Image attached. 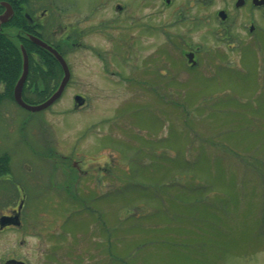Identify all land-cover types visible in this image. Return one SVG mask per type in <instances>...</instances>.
Listing matches in <instances>:
<instances>
[{"label": "rangeland", "instance_id": "374dc122", "mask_svg": "<svg viewBox=\"0 0 264 264\" xmlns=\"http://www.w3.org/2000/svg\"><path fill=\"white\" fill-rule=\"evenodd\" d=\"M62 1L79 10L64 21L85 29V47L67 52L70 88L46 111L0 104V155L15 154L10 174L25 187L16 255L28 264L52 251L48 264H264V34L250 47L229 43L214 15L226 0L205 9L127 0L134 16L110 34L91 30L110 18L100 13L108 0L88 19L95 0ZM137 21L157 22L160 34L116 44L139 34ZM194 50L193 71L184 66Z\"/></svg>", "mask_w": 264, "mask_h": 264}, {"label": "flooded vegetation", "instance_id": "af4514ba", "mask_svg": "<svg viewBox=\"0 0 264 264\" xmlns=\"http://www.w3.org/2000/svg\"><path fill=\"white\" fill-rule=\"evenodd\" d=\"M59 1L61 4H58L60 3ZM112 1L113 0H108L105 6L106 8L103 10L100 8L101 6H97L98 3L96 0L88 7V15H86L84 19L91 18L94 14H98L99 10H102L100 11L102 14L103 12L108 15L111 14L110 18L102 16L99 22L91 27L92 31L96 29L97 31L109 32L108 34H110L112 24H119L120 22L126 24L130 21L129 19L132 20L134 15H129L130 1L114 0L116 1L115 3H112ZM198 1L204 6V9L212 2V0ZM100 2H102L101 4L106 3L105 0H101ZM140 2L143 3L144 1L141 0ZM170 2L171 0H168V4H171ZM62 4H64L62 0H0V17L7 14L6 21L2 22L0 20V33H4L5 36L16 41L21 47H23L22 42H25L28 46V51L23 47L28 57V73L24 82L22 97L25 89L34 95L46 93L50 96L58 88L64 76L62 66L56 58L47 50L37 46L32 38H38L53 47L66 62L69 71V79L63 89L62 95L72 84V65L70 64L67 52L70 50V47L73 46L76 48L85 47L83 43L85 33L82 32V30L84 31L85 29L84 27H80L82 21L78 23H66L64 21L66 11L72 14V12H79V10L73 7H68L69 9H66ZM135 9L136 8L132 5L131 10L135 12ZM202 15L203 14L199 17L200 20L196 21V25L202 24L207 20L206 16ZM214 15H217L224 38L229 41V43L230 40L240 44L247 41L246 44H243L250 47L251 44L248 39L251 40L252 44L255 42L257 43L258 35L264 34V28L259 25V21L264 19V0H226L224 7L217 9ZM14 22H16V25ZM137 22L139 24V21ZM152 23L153 24H147L141 21L139 24V34L132 35V39L120 36L113 40L116 44H121L120 41L122 42L124 40L127 43L131 40V43L133 42L135 44L142 39V36H146L147 33L145 34V31L150 35L160 34L157 22ZM82 35L83 37H81ZM240 44L237 45L241 47ZM229 46L232 47V44H229ZM42 50L47 53H43ZM197 53L198 51L196 50L189 51V58H192L191 60L194 64H186L184 66L185 69L194 71V69L197 70L200 68V58ZM183 55L186 56V53ZM112 74L117 73L112 72ZM39 84H41V86ZM4 88V84L0 83V93L4 91ZM78 94L75 95V97L80 96ZM62 95L59 99H61ZM48 97H46V99ZM46 99H44V101ZM59 99L51 106L55 105ZM13 103H16L14 99ZM51 106L47 109H50ZM84 106L85 98L82 105H76L73 109L79 110ZM47 109L42 111H46ZM24 126L25 124L21 127L22 131L24 130ZM46 142L48 146V139H46ZM107 147L108 145L105 146V148ZM13 157H15V154L9 152H4L0 155V159L2 160L0 162V264H28L27 260L16 255L17 246L25 242L24 239L18 241L17 238L18 234H22L20 228L26 222L27 217L25 212H23L25 198L23 195L25 194V187L19 181H14L16 176L14 175L15 177H13L10 174V165ZM3 161L5 163H2ZM75 163L76 161H73V170L81 174L82 168ZM69 168L71 169V167ZM17 171L19 172V169ZM2 183H4L5 186L1 185ZM23 233H25V237L26 235L30 236L31 232L27 230ZM60 234H64V231H58L57 233L49 232L47 237L54 239L55 236H59ZM35 236L41 237L39 235ZM20 237L22 238L23 236L21 235ZM57 243H59V241H57ZM48 255H53L55 259L58 258V253L53 251L50 253L47 252L46 258ZM46 258H44L43 264H48Z\"/></svg>", "mask_w": 264, "mask_h": 264}, {"label": "trees", "instance_id": "16d2710c", "mask_svg": "<svg viewBox=\"0 0 264 264\" xmlns=\"http://www.w3.org/2000/svg\"><path fill=\"white\" fill-rule=\"evenodd\" d=\"M16 25V22H14ZM22 46L28 51V46L25 42H22ZM43 53H47L42 50ZM22 70V52L21 46L13 41L11 38L0 33V83H3L5 88L0 93V104L5 99L13 101L12 91L13 87L19 78ZM27 88V87H26ZM23 99L26 103L37 104L44 101L49 94H31L24 90ZM30 94V95H28ZM35 99V100H31ZM2 160L0 159V162ZM2 163H5L4 161ZM187 163V162H186ZM188 164V163H187ZM75 197V196H74Z\"/></svg>", "mask_w": 264, "mask_h": 264}, {"label": "water", "instance_id": "95a60500", "mask_svg": "<svg viewBox=\"0 0 264 264\" xmlns=\"http://www.w3.org/2000/svg\"><path fill=\"white\" fill-rule=\"evenodd\" d=\"M0 20L2 22L7 20V14L3 15L2 17H0ZM33 42L47 50L49 53H51L56 60L60 63V65L62 66V69L64 71V76L58 86V88L54 91V93L48 97L45 101L38 103V104H29L26 103L23 100L22 97V90H23V86H24V82L26 80L27 77V73H28V57L27 54L24 50L23 47H21V52H22V71L21 74L14 86L13 89V99L14 101L23 109L30 111V112H39L42 111L46 108H48L51 104H53L58 98H60V96L62 95L63 89L69 79V71H68V67L66 65V62L64 61L63 57L51 46H49L48 44H46L45 42H43L42 40L38 39V38H32ZM192 58H190L191 61ZM75 101L77 105H82L84 102V98L82 96H76L75 97Z\"/></svg>", "mask_w": 264, "mask_h": 264}]
</instances>
